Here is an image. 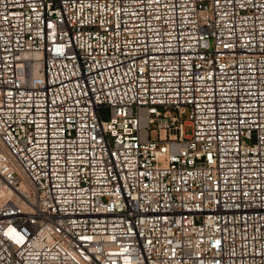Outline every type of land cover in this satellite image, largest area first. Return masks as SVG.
Wrapping results in <instances>:
<instances>
[{"label": "built area", "instance_id": "1", "mask_svg": "<svg viewBox=\"0 0 264 264\" xmlns=\"http://www.w3.org/2000/svg\"><path fill=\"white\" fill-rule=\"evenodd\" d=\"M0 264H264V0H0Z\"/></svg>", "mask_w": 264, "mask_h": 264}, {"label": "rangeland", "instance_id": "2", "mask_svg": "<svg viewBox=\"0 0 264 264\" xmlns=\"http://www.w3.org/2000/svg\"><path fill=\"white\" fill-rule=\"evenodd\" d=\"M191 132H192V127L191 126H187L186 133L187 134H191Z\"/></svg>", "mask_w": 264, "mask_h": 264}]
</instances>
